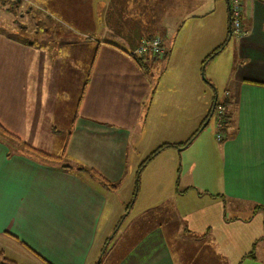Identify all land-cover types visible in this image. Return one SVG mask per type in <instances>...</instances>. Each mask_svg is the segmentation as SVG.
<instances>
[{
	"label": "crops",
	"instance_id": "obj_1",
	"mask_svg": "<svg viewBox=\"0 0 264 264\" xmlns=\"http://www.w3.org/2000/svg\"><path fill=\"white\" fill-rule=\"evenodd\" d=\"M214 1L28 0V34L0 31V262L264 264V0H241L239 36ZM224 50L216 142L202 77ZM127 188L142 208L106 239Z\"/></svg>",
	"mask_w": 264,
	"mask_h": 264
},
{
	"label": "rangeland",
	"instance_id": "obj_2",
	"mask_svg": "<svg viewBox=\"0 0 264 264\" xmlns=\"http://www.w3.org/2000/svg\"><path fill=\"white\" fill-rule=\"evenodd\" d=\"M206 2H208V0H205ZM216 1V0H215ZM214 4L215 6L220 5L221 8L224 5L225 8V1L224 0H220L217 1ZM28 0H0V31H3L5 33H9V34H16L17 36H20L21 32H25V34H28V30L32 29V22L31 21H35L37 19H39L41 17V15L38 14V10L36 9V7L34 5H32L30 8L27 5ZM223 9V8H222ZM47 11L44 9L43 13H46ZM47 14V13H46ZM31 19V20H30ZM25 30V31H24ZM222 56L220 57V60H218V64L214 67V64H212V68L206 69L205 73H203V77L202 78H210V76H214L212 78L215 85H216V104L214 106V108L212 109V112L210 113V117L208 118V122L205 126V128L203 130H206L211 137L214 136L215 134V126L214 124L216 123V120L218 118V109L221 108L223 109V107H221L222 103L224 102V98H225V86L223 85V77H224V67H226V65L228 64V58H229V51L228 50H224V52H222L221 54ZM133 57L136 58L135 55H133ZM148 56L145 57H141L138 58L140 59V61H142L143 59H146ZM152 59H158V58H163V57H157V56H150ZM207 63V61H206ZM205 76V77H204ZM205 79V80H206ZM205 120V119H204ZM205 121H203L204 123ZM202 123V124H203ZM188 124V122H187ZM190 127V126H189ZM223 139V138H222ZM216 141V139H215ZM222 141V140H221ZM217 142V141H216ZM219 142V141H218ZM20 145L25 146L23 143H21L19 141ZM28 151H32L34 149L30 148L29 146L27 147ZM38 155L41 156H45L47 161H51V162H56V160H53L52 157H48L47 155H44V153H40L37 151ZM39 156V157H41ZM58 163H61L60 161ZM57 163V164H58ZM63 164V163H62ZM60 165L61 168H64L63 165ZM63 169V170H64ZM77 172H80V170L76 169ZM140 171V170H139ZM139 178L137 180V185L139 184ZM180 187V186H179ZM130 193L131 192V188L130 190H128V188L122 192V190L120 192H118L117 194L110 196L109 202H108V212L110 211V215L106 217V220H104L103 224L100 225V229H106L107 226V232L109 233H105L106 235H104V238H108L111 236L112 232L123 222V220L125 219V224L128 223L129 221L127 220H131L132 218L134 219L135 217L134 214L139 213L141 207V204H135L134 207L131 209H128L129 214L125 215V209L127 207V205L131 202L130 198ZM105 216V215H104ZM136 216V215H135ZM127 219V220H126ZM144 219V217H143ZM107 221V222H106ZM146 221V220H145ZM256 221V218L255 220ZM106 239L103 242H106ZM10 256V255H8ZM10 258H14V257H10Z\"/></svg>",
	"mask_w": 264,
	"mask_h": 264
},
{
	"label": "built area",
	"instance_id": "obj_3",
	"mask_svg": "<svg viewBox=\"0 0 264 264\" xmlns=\"http://www.w3.org/2000/svg\"><path fill=\"white\" fill-rule=\"evenodd\" d=\"M228 15L232 30L231 32L236 36L243 35V31L241 29V0H228ZM134 55L138 58L145 56L163 57V45L158 38L142 40L138 48L135 50ZM217 113L218 118L215 123V139L216 141H221L223 138L222 131L225 123V114L221 108L218 109Z\"/></svg>",
	"mask_w": 264,
	"mask_h": 264
},
{
	"label": "trees",
	"instance_id": "obj_4",
	"mask_svg": "<svg viewBox=\"0 0 264 264\" xmlns=\"http://www.w3.org/2000/svg\"><path fill=\"white\" fill-rule=\"evenodd\" d=\"M231 25H230V19H229V27H228V34H230L231 33ZM222 46L223 45H221L220 47H218L217 49H215L210 55H208L206 58H205V60H204V62H206V60H208L209 58H211L212 56H214L221 48H222ZM134 60L138 63V64H140L141 62L138 60V59H136V58H134ZM203 62V63H204ZM215 106V103H213L212 104V107H211V109H210V112H209V116H210V113L212 112V109H213V107ZM209 116H207V118L209 117ZM206 118V119H207ZM202 127V126H201ZM200 127V128H201ZM197 134V132H195V133H193L190 137H189V139H187V141L186 142H184V143H182V144H179V145H174V147H179V148H184V147H186V146H188V144H190V142L193 140V138L195 137V135ZM170 145H167V144H165V145H162V146H160V147H158L154 152H152L149 156H148V158L145 160V161H143L142 163H141V165H140V167H139V169H138V172H137V174L139 173V170H141V168L144 166V164H146V162H148L151 158H153L162 148H165V147H169ZM65 169H67V170H70V167H65ZM78 170H82L81 168L80 169H78ZM137 181V180H136ZM135 189H136V187H135ZM0 264H12V262H10V261H8V260H6V259H3L1 262H0Z\"/></svg>",
	"mask_w": 264,
	"mask_h": 264
}]
</instances>
